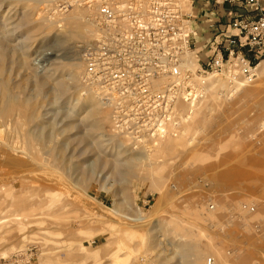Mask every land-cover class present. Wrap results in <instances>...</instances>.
Returning a JSON list of instances; mask_svg holds the SVG:
<instances>
[{
  "label": "rangeland",
  "instance_id": "rangeland-1",
  "mask_svg": "<svg viewBox=\"0 0 264 264\" xmlns=\"http://www.w3.org/2000/svg\"><path fill=\"white\" fill-rule=\"evenodd\" d=\"M24 1L15 0L12 20L23 17ZM199 1L192 0L191 13H185L192 23ZM89 6L90 0H40L35 7V20L52 23L48 42L36 41L31 57L37 72L50 70L53 75L43 94L47 102L38 113L46 114L45 121L52 119L57 129L70 100L90 97L83 94L81 84L84 66L70 91L55 98L47 94L57 80L68 78L69 65L82 63L80 46L95 40L92 19L97 12ZM77 8L90 25L84 39L74 41L66 35L62 43L53 45L64 17ZM23 34L19 30L18 40ZM200 47L196 45L192 53L195 59L189 55L198 65L205 60ZM250 62L252 70L264 62V49ZM14 72L21 80V71ZM212 76L222 87L208 92L196 84L203 88L200 100L181 101L177 126H170L169 135L153 147L129 144L114 130L110 110L102 139L70 130L59 135L61 129H56L48 149L64 144L62 153L68 162L62 167L57 150L51 157L45 155L42 146L36 142L27 146L14 138L19 135L13 131L7 141L5 128L0 127V147H27L32 157L27 169L19 171L0 156V219L5 218L0 224V264L28 251L31 264H183L178 255H159L158 235L165 247L172 242L177 252L182 245L202 244L201 264L208 259L214 264H264V72L244 76L245 86ZM25 85V94L31 95L32 83ZM27 129L24 126L21 133ZM99 139L103 144L97 148L94 143ZM119 152L120 157L115 155ZM103 157L111 164L119 159L120 167H103L99 162ZM91 169L94 183L83 188L77 182ZM18 213L27 214L32 223L18 227ZM132 219H143L147 227L136 226Z\"/></svg>",
  "mask_w": 264,
  "mask_h": 264
},
{
  "label": "built area",
  "instance_id": "built-area-1",
  "mask_svg": "<svg viewBox=\"0 0 264 264\" xmlns=\"http://www.w3.org/2000/svg\"><path fill=\"white\" fill-rule=\"evenodd\" d=\"M96 1L107 31L80 46L82 82L102 102L113 100L114 127L130 144L140 146L171 121L177 100H191L197 94L190 73L181 70L183 55L196 48L191 15L183 13L175 0H90V4ZM221 2L257 4V0ZM211 43L212 52L206 63L200 62L198 76L233 81L250 75L252 64L244 49L255 57L264 49V13L249 21L233 16L229 31L217 32ZM162 77L167 85L153 89L152 82ZM28 252L15 253L5 264H31ZM207 264L213 261L208 259Z\"/></svg>",
  "mask_w": 264,
  "mask_h": 264
},
{
  "label": "bare ground",
  "instance_id": "bare-ground-1",
  "mask_svg": "<svg viewBox=\"0 0 264 264\" xmlns=\"http://www.w3.org/2000/svg\"><path fill=\"white\" fill-rule=\"evenodd\" d=\"M26 1L27 2L24 1L25 7L23 6V10H24L23 17L18 18V15H16L14 18L15 20H12V16L16 13L15 8L17 7L14 6L15 0H0V127L5 128L2 129V131L5 132L7 141H8V137L11 136V134L8 133H11L13 131L19 135V137L18 136L14 137L16 140L21 139L22 143H25L27 146H31L34 142H36L46 150V152L44 153L45 155L47 154L48 156L51 157L53 155V152L57 150L58 155L56 156V159L59 160V163H61L62 167H66V163L68 161L65 155L63 156L62 153V148L64 147V144H60V146L55 149L53 148L50 150L48 149V145L51 142V139H53L54 132L57 129L56 124L53 123L52 119L51 122L49 120L45 121L47 120L46 114L39 115L38 113L40 110L39 108H42L41 105L47 102V100L45 99L46 97L43 96V94L46 93L45 90L47 85H49L50 82H53L52 81L53 75L49 74L50 70H45L40 73L37 72V69L35 68L34 64H32V60H31L33 54V45L35 44V42L38 41L39 39H41L42 45L43 44L46 45V43L48 42L49 39L47 40L46 34H48L47 31H49V29L51 28L52 23H50V21L45 19L44 20L34 19L35 7L36 4L40 2V0H26ZM111 1L115 2L116 0H111ZM175 1L179 5L183 13H191L190 11H191L192 0H175ZM97 4L98 1H96V3L93 2L90 4L89 8L91 7L95 8L97 12V8H96ZM145 9L146 7L143 4L142 10L144 11ZM13 10H15V13L13 12ZM5 11L6 14L4 13ZM63 20L67 29L64 27L65 25L61 27L62 29L60 30V32H58L55 38L51 41V43H54L53 45L56 46L62 43V41H64L63 37H66V35L74 41L84 39V32L87 29V27L90 25L86 18V15L82 11H80L77 8L72 13L65 16ZM92 23H94L92 25L93 28H95V30L97 31L94 34L92 29L93 39H97L100 35L104 34L107 31V28L105 27V25H103V22L99 19L98 13L92 19ZM19 30H23L24 32L23 34L24 36L22 40H18L19 36L17 34L19 33ZM189 55L192 56V53L187 52L186 54L183 55L181 70L182 72L188 71L190 73V77H191L190 83L196 89L197 94L191 100H184L183 98L177 100L175 102V113L171 116V121L164 124L161 127L160 131H158L150 140L145 141L140 146H144V147L156 146L162 142L165 136L169 135L168 129L170 128V126H177V108H178L177 106L181 101H186L190 103L195 102L196 104L201 98L200 92L203 90V88H205V91L207 90L208 92H210L211 90H216L217 87L219 88L222 87L220 81L216 80L212 75H209L207 77L196 76V75L194 76L196 70L200 69V67L197 61L192 60V58ZM186 56L187 58L185 59ZM11 65L14 66L12 69L8 67ZM82 66H83L82 63H74L69 65V67L66 68V73L68 75V78L65 80L62 79L57 80L54 86H52V89L49 92L47 91V94L55 98L57 96L60 97L65 93H67L68 91H70L72 85L76 81L78 70L82 69ZM15 70L21 71L22 73L21 80L19 81L15 76L16 74L14 72ZM257 70L259 72H264V62H262L260 65L257 66V68H255L250 72L254 73ZM83 75H84V70L81 75V84L84 90L83 94L86 96L90 95V97L83 99L82 97L78 96L76 99L70 100L68 102L69 106L66 110L67 114L64 116L63 119H61L60 126L57 130L61 129L59 135L65 134L68 130H70V131L78 132L77 135H80L82 133L84 135H89L91 137L94 135H99V138L102 139L104 137L102 126L105 120L109 118V111L111 110V105H113V100L110 99V102L107 103L102 102V100H100L94 94L92 88L86 86L82 82ZM218 77H223V76H218ZM243 79L244 77H241L233 81H230L229 79L228 80L233 83L238 82L239 86H245L246 82H243L242 81ZM157 82H158V86L156 85ZM166 82L167 80L164 77L154 80L152 82V85L154 87L153 89L159 90L158 87L166 86L167 85ZM28 83H32L33 85V89H32L33 93L31 95L25 94L26 92L25 84ZM196 84L201 85L203 88L201 86H197ZM95 97H97L98 99H96ZM24 126H27L28 129L25 133H21L22 131H24ZM9 128L11 129V131H9L10 130ZM113 128L120 136L124 137L125 140L128 139L127 137L121 135L119 133L120 131L116 129L114 125ZM100 139L96 140V142L94 143L97 146V148L98 146H101L103 144ZM127 142L129 143L130 141L127 140ZM120 152L115 155L120 157L121 155ZM0 156L4 159L3 162H6L7 165H10L14 168H18V170L19 168L22 167L24 168V166H26L27 163L29 164L28 160H32L30 148L27 147L18 148L15 147L14 145L8 146L7 148L0 147ZM114 158L115 157H113L112 159ZM130 160H128L129 163L132 161ZM99 162L103 167L109 165L112 166L113 168L120 167L119 159L117 158L114 159L113 161L114 164L113 163L111 164L110 159L107 160L104 159V157ZM133 166H131L130 169ZM27 167L28 166H26L25 169H27ZM68 169L71 170V168ZM72 169L78 170L77 167ZM125 175L128 176L127 173ZM230 175L231 174H229V176ZM93 176H94V171L91 169L89 175H81V178L79 179L77 184L79 183L81 186H83V188H88L92 183H94V181L92 180ZM220 180H222V178ZM79 188L82 189V187ZM84 193L87 198L91 199L92 201L95 200L94 198H92V196L86 193V190L84 191ZM211 209H213V207H211ZM116 212L121 213L120 209H116ZM15 217L18 223V227H23V226L26 227L28 224L32 223V221H30L29 219L30 217L27 214L24 215V213H18L15 215ZM1 219H0V224L4 222L3 219L5 218L2 219L3 221ZM129 221L135 222L136 226L138 227L146 226L143 223V219H135V220L132 219ZM155 228H157V226ZM156 232L158 233V231L155 230V233ZM161 236L162 235H158L155 238L156 239L155 242L158 243V247L161 248L160 249L161 253L159 255L167 254V253H170L171 255H175V256L178 255L180 256V260L183 261V264H193L191 259L193 257L195 264H201L200 263L202 261L201 256L205 252L204 246L202 244L196 242L191 246L182 245L180 252L179 251L177 252L175 251V245L172 242L166 244L165 247L163 241H160Z\"/></svg>",
  "mask_w": 264,
  "mask_h": 264
},
{
  "label": "crops",
  "instance_id": "crops-1",
  "mask_svg": "<svg viewBox=\"0 0 264 264\" xmlns=\"http://www.w3.org/2000/svg\"><path fill=\"white\" fill-rule=\"evenodd\" d=\"M196 8L197 14L192 23L196 34L195 44L201 45L199 53L202 52L205 55V60L201 62L206 63L213 49L211 43L213 35L217 32H228L233 16L249 21L255 19L260 12L264 13V0H257V4L251 7L238 4L220 5L217 0H202L197 3ZM220 43L219 41L218 44ZM244 55L249 60L255 57L254 52L246 49H244Z\"/></svg>",
  "mask_w": 264,
  "mask_h": 264
}]
</instances>
